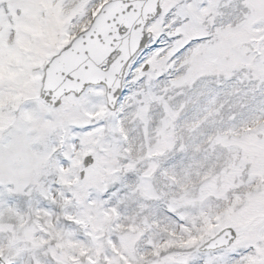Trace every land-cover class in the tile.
<instances>
[{
	"label": "snow or ice",
	"instance_id": "1",
	"mask_svg": "<svg viewBox=\"0 0 264 264\" xmlns=\"http://www.w3.org/2000/svg\"><path fill=\"white\" fill-rule=\"evenodd\" d=\"M0 264H264V0H0Z\"/></svg>",
	"mask_w": 264,
	"mask_h": 264
}]
</instances>
